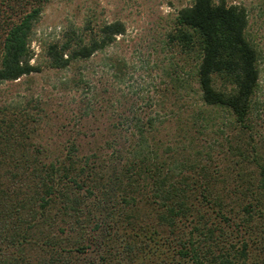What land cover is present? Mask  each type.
Here are the masks:
<instances>
[{"label": "trees", "instance_id": "obj_1", "mask_svg": "<svg viewBox=\"0 0 264 264\" xmlns=\"http://www.w3.org/2000/svg\"><path fill=\"white\" fill-rule=\"evenodd\" d=\"M0 1L1 85L40 71L30 44L42 7L41 0ZM247 24L245 7L226 0H193L177 11L168 35L194 61L196 87H190L202 105L189 124L178 120L179 145L163 146L153 118L105 121L106 133L98 137L81 132L83 121L94 117L96 86L88 71L70 80L85 101L78 102L76 122L62 125L65 137H52L44 147L33 143L28 123L2 121L0 264L33 241L30 230L38 223H62L81 239L87 235L86 246L50 247L45 264H84L78 260L90 252L88 264H249L254 221L264 220V178L246 191L225 186L228 169L213 166L218 154L197 146L194 135L203 133L207 107L225 108L239 126L248 124L259 70ZM125 30L121 20L69 26L44 47L47 66L86 61Z\"/></svg>", "mask_w": 264, "mask_h": 264}, {"label": "rangeland", "instance_id": "obj_2", "mask_svg": "<svg viewBox=\"0 0 264 264\" xmlns=\"http://www.w3.org/2000/svg\"><path fill=\"white\" fill-rule=\"evenodd\" d=\"M192 1L41 0V15L33 28L30 44L31 62L41 69L0 85V125L10 119L17 125L28 123L27 127L35 129L34 133H29L33 143L44 147L49 145L52 137H65L67 131L62 125L68 120L70 125L76 122L80 113L78 102L85 101L83 91L76 89L70 80L79 72L88 71L92 77L91 85L96 86L92 91L95 96L91 102L93 106L89 109L94 117L83 121L85 126L80 128L81 132L98 137V134L106 133L103 129L105 121L112 123L135 116L142 121L153 118L158 127L154 134L164 142L163 146L179 145L176 142L181 132L178 120H186L189 124L190 116L196 115L202 105L192 89L196 87L191 76L194 61L191 56L181 53L175 42H170L168 34L174 28L177 11ZM226 2L247 10L246 37L258 54V86L252 96L246 127L239 126L229 110L207 107L209 118L205 126L202 125L203 133L195 132L194 135L197 146L201 144L205 146L201 149L209 150L214 156L218 154L215 160L213 157L212 165L223 171L224 167L228 169L225 186H238L239 190L246 191L248 187L255 189L264 178V0ZM0 10L1 18V4ZM113 20L123 21L126 30L112 46L69 68L47 66L44 47L60 37L67 27ZM174 77L186 79L188 84L178 87L173 82ZM216 86H222L221 80H216ZM239 170L242 175L235 178L233 174ZM240 193L235 194L233 202L239 200L235 198L241 196ZM254 224L253 243L249 241V264H264V242L258 241L264 236V220L259 218ZM65 229L62 223H38L30 230L33 241L15 253L8 264H45L52 246L66 248L74 242L86 246L83 238L87 235L81 239L78 230ZM92 256L90 252L78 261L88 264Z\"/></svg>", "mask_w": 264, "mask_h": 264}]
</instances>
